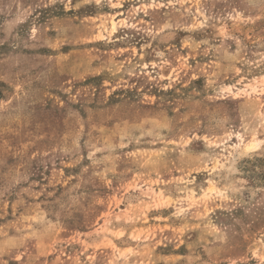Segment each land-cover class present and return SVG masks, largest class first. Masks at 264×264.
Here are the masks:
<instances>
[{"label":"rangeland","instance_id":"obj_1","mask_svg":"<svg viewBox=\"0 0 264 264\" xmlns=\"http://www.w3.org/2000/svg\"><path fill=\"white\" fill-rule=\"evenodd\" d=\"M0 264H264V0H0Z\"/></svg>","mask_w":264,"mask_h":264}]
</instances>
